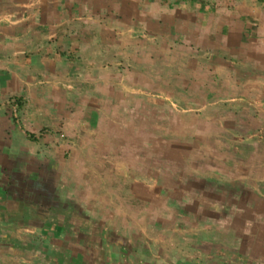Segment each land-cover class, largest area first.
Wrapping results in <instances>:
<instances>
[{"label": "crops", "instance_id": "0c3cea01", "mask_svg": "<svg viewBox=\"0 0 264 264\" xmlns=\"http://www.w3.org/2000/svg\"><path fill=\"white\" fill-rule=\"evenodd\" d=\"M0 264H264V0H0Z\"/></svg>", "mask_w": 264, "mask_h": 264}, {"label": "rangeland", "instance_id": "374dc122", "mask_svg": "<svg viewBox=\"0 0 264 264\" xmlns=\"http://www.w3.org/2000/svg\"><path fill=\"white\" fill-rule=\"evenodd\" d=\"M17 115V114H16ZM211 191V190H210ZM212 192V191H211ZM254 236H251V235H243V236H240L238 237L239 239H237V237L235 235L232 236V238H229L231 241L233 242H238L240 243L241 245H244V243H251V244H254L253 241H255V238L253 239ZM253 239V240H252ZM256 246V244H255ZM260 248V247H259ZM261 250V248H260ZM260 251L259 250H254L253 252H251V254L253 253L255 256L259 255ZM225 256V255H224ZM228 257V256H227Z\"/></svg>", "mask_w": 264, "mask_h": 264}, {"label": "built area", "instance_id": "2783aa9c", "mask_svg": "<svg viewBox=\"0 0 264 264\" xmlns=\"http://www.w3.org/2000/svg\"><path fill=\"white\" fill-rule=\"evenodd\" d=\"M16 112V111H15Z\"/></svg>", "mask_w": 264, "mask_h": 264}]
</instances>
